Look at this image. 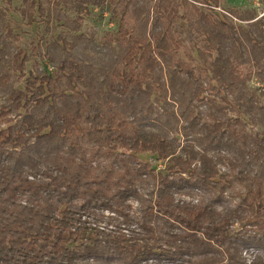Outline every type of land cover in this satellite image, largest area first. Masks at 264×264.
Masks as SVG:
<instances>
[{
    "label": "trees",
    "instance_id": "1",
    "mask_svg": "<svg viewBox=\"0 0 264 264\" xmlns=\"http://www.w3.org/2000/svg\"><path fill=\"white\" fill-rule=\"evenodd\" d=\"M221 1L157 0L148 37L129 23L135 0L55 1L54 22L71 33L90 6L109 11L116 29L105 41L125 51L99 74L71 53L90 39L60 34L47 45L51 70L29 73L24 89L0 74L8 93L0 105V264H264V126L260 138L242 120L264 125V14H221ZM18 11L53 26L44 0H21ZM176 17L189 40L204 42L199 63L180 55ZM27 59L13 55L20 76ZM245 64L255 70L243 76ZM253 76L260 87L249 85ZM150 79L166 112L155 117L157 130L144 127L139 110ZM207 88L222 103L204 97ZM227 105L235 117L220 115Z\"/></svg>",
    "mask_w": 264,
    "mask_h": 264
},
{
    "label": "rangeland",
    "instance_id": "2",
    "mask_svg": "<svg viewBox=\"0 0 264 264\" xmlns=\"http://www.w3.org/2000/svg\"><path fill=\"white\" fill-rule=\"evenodd\" d=\"M56 0H44L45 5H49V11L51 12L52 17V25L47 27V23L45 21L44 16L38 15L35 12V20L31 23L27 22V19H22L18 7L20 6L21 0H11L10 4H7L5 0H0V74L4 72H8L10 75V84L14 87L24 89L25 87V79L28 77L29 73L35 74L36 69L39 72H43V66L48 64L47 59V51L49 47L48 43L58 37V35L62 34L63 38L70 42H73V37L76 34L81 33L85 38H89L90 40H78L76 42L75 47L71 50V53L74 56L79 57L82 61L92 63V70L96 73L101 74V72H106L108 64H110V56H113L117 61L121 58V54L125 51L121 47H117L116 45L108 44L105 41L106 33H110L116 29V24L114 21L110 20V12L109 11H100L95 7H89L88 13L84 16L81 28L76 33L69 32L66 28L61 25H56L54 22L53 14H54V6ZM157 0H135L134 4L131 6L132 18L129 20V23L134 24V34L138 37H148L152 35V17L154 16L152 5ZM178 3L180 0H174ZM67 16L70 18H74L75 13L72 8L68 6H62ZM238 8V9H253L257 13L258 17L264 14V0H223L219 4L218 7L214 8L217 12L222 14L223 10L229 11V9ZM51 9V10H50ZM180 14L183 12V7L180 5L178 7ZM102 12V13H101ZM164 18V17H163ZM162 18V19H163ZM165 19V18H164ZM134 21V22H133ZM180 18H175L173 23L174 27L178 29H182L177 35L178 37L184 38L183 45L180 48V55L187 60L188 52L192 59L193 63H199V58L197 56V49L203 48L204 42L201 39L189 40L186 37V26L185 23ZM56 25V26H55ZM175 29V28H174ZM193 42H196L194 44ZM111 46V47H110ZM21 50L26 56L27 60L23 63V76H20L18 72L13 70L12 66V58L13 55ZM51 63L48 64L49 70H51ZM255 69L253 66L245 64L237 67V71L241 75H246L250 72H253ZM160 80H163L166 84L168 82L169 73L167 68L164 66L158 72ZM208 83L207 80H205ZM155 84L153 79H150L148 85L151 86L150 93L147 100L144 102L145 105L139 108L140 114L144 115L142 120V124L147 129L157 130V125H160V121L155 119L158 113H161L162 116L165 115V111H163V106L160 102H155L154 97L159 93L156 87H153ZM146 85V86H148ZM251 87H260V84L255 76H253L249 82ZM144 86V85H143ZM8 93L2 92L0 90V105L6 103ZM204 97L213 99L216 103H222L221 99L216 96L215 91L207 88ZM261 103L264 102V96L260 98ZM151 104L152 112H149L147 106ZM129 104L126 103L122 107L126 109V117L127 120H130V113L127 110V106ZM224 105V104H223ZM172 109L174 112H177V107L173 105L172 107L168 106V109ZM201 110L205 113L210 110L208 105H204L201 107ZM211 110L215 111L214 106L211 107ZM235 112L229 108V105L225 106L224 110L220 115L222 116H230L235 117ZM243 122L245 124V131L249 134L255 135L257 134L260 138L262 135L260 131L263 129V124L252 123L245 116L242 117ZM135 123V122H133ZM6 125H2L1 127H5ZM179 137V135H178ZM180 143L183 142V138L179 137ZM31 140L30 142H32ZM225 153L224 155H226ZM262 157L264 158V148L261 152ZM139 159L143 161H150L153 166L161 169L163 167V163L161 161L155 160L154 156L149 153H143L139 155ZM220 170L228 169L229 165L227 163L219 165ZM133 207L136 206L135 202L132 203Z\"/></svg>",
    "mask_w": 264,
    "mask_h": 264
},
{
    "label": "built area",
    "instance_id": "3",
    "mask_svg": "<svg viewBox=\"0 0 264 264\" xmlns=\"http://www.w3.org/2000/svg\"><path fill=\"white\" fill-rule=\"evenodd\" d=\"M222 12L224 13L225 11L223 10Z\"/></svg>",
    "mask_w": 264,
    "mask_h": 264
}]
</instances>
